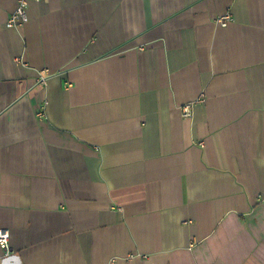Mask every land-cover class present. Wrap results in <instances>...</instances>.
I'll return each mask as SVG.
<instances>
[{"label": "crops", "instance_id": "crops-1", "mask_svg": "<svg viewBox=\"0 0 264 264\" xmlns=\"http://www.w3.org/2000/svg\"><path fill=\"white\" fill-rule=\"evenodd\" d=\"M17 3L4 264H264V0Z\"/></svg>", "mask_w": 264, "mask_h": 264}, {"label": "built area", "instance_id": "built-area-1", "mask_svg": "<svg viewBox=\"0 0 264 264\" xmlns=\"http://www.w3.org/2000/svg\"><path fill=\"white\" fill-rule=\"evenodd\" d=\"M29 1L31 0H18L16 9L11 13L8 21L6 22V27H14L19 26L20 24H23L27 22L28 16L26 13V10L28 8ZM33 1H39V0H33ZM230 20L229 16L221 17L218 22L221 25H225ZM41 82H44V79L41 78ZM203 102L204 96H201L198 98L196 102ZM182 114L184 117H189L191 115V104H187L182 107ZM200 145H203V143H200ZM10 232L7 229L0 228V248L3 251L2 255H0V264H4L3 262V256H8L10 253Z\"/></svg>", "mask_w": 264, "mask_h": 264}]
</instances>
